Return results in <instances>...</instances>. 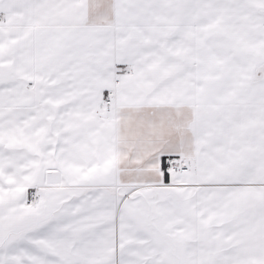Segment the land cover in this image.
I'll return each instance as SVG.
<instances>
[{
  "label": "snow or ice",
  "instance_id": "1",
  "mask_svg": "<svg viewBox=\"0 0 264 264\" xmlns=\"http://www.w3.org/2000/svg\"><path fill=\"white\" fill-rule=\"evenodd\" d=\"M0 264H264V0H0Z\"/></svg>",
  "mask_w": 264,
  "mask_h": 264
}]
</instances>
